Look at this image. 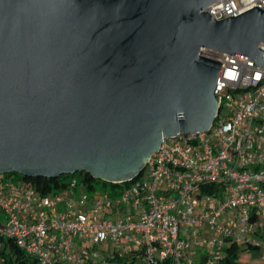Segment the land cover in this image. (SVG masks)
<instances>
[{"label":"water","instance_id":"1","mask_svg":"<svg viewBox=\"0 0 264 264\" xmlns=\"http://www.w3.org/2000/svg\"><path fill=\"white\" fill-rule=\"evenodd\" d=\"M220 0H0V174L136 178L219 112L213 52L264 61V9ZM2 223H0V227Z\"/></svg>","mask_w":264,"mask_h":264},{"label":"built area","instance_id":"2","mask_svg":"<svg viewBox=\"0 0 264 264\" xmlns=\"http://www.w3.org/2000/svg\"><path fill=\"white\" fill-rule=\"evenodd\" d=\"M254 6L264 0H220L204 11L220 20ZM211 57L222 62L218 115L207 131L163 137L146 180L98 190L71 177L44 193L0 174V234L25 264H218L229 244L264 258V61ZM205 229L210 236H200ZM198 245L205 250L192 254Z\"/></svg>","mask_w":264,"mask_h":264},{"label":"trees","instance_id":"3","mask_svg":"<svg viewBox=\"0 0 264 264\" xmlns=\"http://www.w3.org/2000/svg\"><path fill=\"white\" fill-rule=\"evenodd\" d=\"M18 178H22L31 182L36 189L42 192H49L51 190H58L63 188L67 181L76 176L80 179V181L84 182L87 187L91 188L95 182L100 181L96 178H93L90 174L84 172H76L72 175L61 174L56 178H48V177H22L18 173H11ZM141 173L137 178H139ZM103 186L113 188L116 184L102 180ZM0 223H3L0 221ZM243 250L249 251L252 253L253 257H258L261 251L255 247L245 246L239 247L235 244L226 245L223 256L220 258L218 264H241L240 263V254ZM24 256L22 250H20L11 239L5 238L0 234V258L3 259L2 264H25L22 259ZM261 263L264 264V258L261 255ZM164 264H169V261L166 260Z\"/></svg>","mask_w":264,"mask_h":264},{"label":"rangeland","instance_id":"4","mask_svg":"<svg viewBox=\"0 0 264 264\" xmlns=\"http://www.w3.org/2000/svg\"><path fill=\"white\" fill-rule=\"evenodd\" d=\"M227 113V110L225 108H223L221 111H220V114L219 116L222 117L223 115H225ZM147 175H148V170L147 168H144L142 170V173L140 175V179H147ZM76 177V176H74ZM100 180V179H98ZM102 181V180H100ZM100 181H97L94 183V186L96 187V189L100 190V189H107L108 187L106 186H103L102 182ZM232 213V212H230ZM0 221H2L3 223L6 222V215L4 213H0ZM202 237H207V236H210V233L207 232V230L205 229L203 231V235H200ZM205 249L201 246H196L194 249L191 250L192 254L194 253L195 254V251L197 252H203ZM100 255H103V252L101 251L100 252ZM240 263L241 264H260L261 263V253L259 254L258 257H253L252 253L249 252V251H246V250H243L240 254ZM193 256V255H192ZM194 257V256H193ZM199 257V256H198ZM98 260V258H95L94 261L96 262ZM137 264H141V262H138Z\"/></svg>","mask_w":264,"mask_h":264}]
</instances>
